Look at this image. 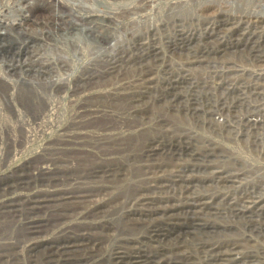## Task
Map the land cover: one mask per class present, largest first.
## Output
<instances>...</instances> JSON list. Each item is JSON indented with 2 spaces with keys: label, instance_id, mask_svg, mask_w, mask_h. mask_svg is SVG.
<instances>
[{
  "label": "rangeland",
  "instance_id": "1",
  "mask_svg": "<svg viewBox=\"0 0 264 264\" xmlns=\"http://www.w3.org/2000/svg\"><path fill=\"white\" fill-rule=\"evenodd\" d=\"M166 1L0 0V264H264V0Z\"/></svg>",
  "mask_w": 264,
  "mask_h": 264
},
{
  "label": "bare ground",
  "instance_id": "2",
  "mask_svg": "<svg viewBox=\"0 0 264 264\" xmlns=\"http://www.w3.org/2000/svg\"><path fill=\"white\" fill-rule=\"evenodd\" d=\"M51 1L54 2V0H51ZM150 1H154V6L158 3V0H137V2L134 4L135 5L134 9H136V10L139 9L140 11L141 10L142 11L145 10V12H143V14H142V19H148L149 18L148 16L151 15L152 11L151 12H147L148 9L144 8V5L146 7H149V5H146V4H148V2H150ZM187 1L188 0H174V1L168 0L165 3L168 6V8L171 9L174 6H178L177 3L184 4V3H187ZM190 1L192 2L193 0H190ZM49 4L52 5L51 2H49ZM158 4H157V6H158ZM200 5L201 4H199V6ZM185 7H187V6H185ZM53 8H54L53 9L54 10V14H56L59 17V20L60 19L64 20V19H62L63 11H61V9L60 10L56 9L55 7H53ZM152 8H154V7L152 6L150 9L152 10ZM160 8H161V6H160ZM199 8H201V7L194 8L191 13L193 14V12H194V16H199L200 15V13H199L200 9ZM139 10H137V11L139 12ZM187 10H188V8H187ZM152 13H154V12H152ZM84 15L88 18L89 22H91V24H89L88 26L86 25L85 31L87 32V34H89V35H91L93 37L94 42L95 41L98 42L97 45L101 46L105 50L108 49L109 47H112V46L115 47L117 38L115 39L114 37H112L110 32H107L106 29L102 28L103 26L99 22L100 20L98 18H102L103 16L102 17L96 16L94 18H90V17H93V15H91V14H87L86 15V13ZM186 16H188V15H186ZM101 20L104 21V19H101ZM64 28H66V26ZM150 28H151V26L147 25V29L149 30ZM18 30H19V28H18ZM132 35L134 36V33ZM113 38H114V42L112 43V42H110V40L113 39ZM55 43H57V42H55ZM60 47H61V45H60ZM62 48H63V46H62ZM58 50H60V49H58ZM83 51H85V50H82V52ZM97 58L88 60V63L97 61ZM19 63L21 64V62H19ZM11 64H13V63H11ZM53 85H55L56 87H60L61 86L60 84H56L55 82H50L47 86L51 88ZM1 88L3 89L2 90L3 92L0 91V134L2 133V136L0 135V144H7V143H13V142L21 141V138L17 139L14 136L13 131L16 130V129H18V131H20V129L24 128V122L20 118V115L22 113L26 112L27 114H38L39 116L43 115V117L44 116L46 117V116L51 115L50 113H52L53 110H57L56 109V105L51 101V99L48 98L47 96H45V94H43L41 91H39L36 88H34L33 86H31V84H30V86L27 89L21 88L19 85L17 86V83H15L13 78H11L8 75V73H6L4 71L0 72V89ZM55 89H57V88H55ZM56 103H58V102H56ZM51 120H52V118H51ZM51 120L48 117L47 118H42V122L41 123H43V121H44V123L45 122L46 123H50ZM56 122H58V121L56 120ZM9 132H11V133L9 134ZM59 140L66 141L64 138H60ZM92 140L97 141L98 138H95V139L90 138L89 139V141H92Z\"/></svg>",
  "mask_w": 264,
  "mask_h": 264
}]
</instances>
